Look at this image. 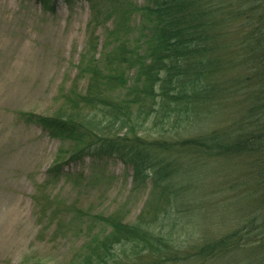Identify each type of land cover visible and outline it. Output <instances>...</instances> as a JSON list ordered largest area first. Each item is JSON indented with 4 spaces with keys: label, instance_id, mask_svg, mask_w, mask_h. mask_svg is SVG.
I'll return each instance as SVG.
<instances>
[{
    "label": "trees",
    "instance_id": "16d2710c",
    "mask_svg": "<svg viewBox=\"0 0 264 264\" xmlns=\"http://www.w3.org/2000/svg\"><path fill=\"white\" fill-rule=\"evenodd\" d=\"M36 1L49 10L55 2ZM87 1L99 21L102 6ZM143 1L108 0L112 28L80 69L84 91L73 85L56 116L30 120L72 145L47 178L113 156L163 200L158 223L143 213L126 223L75 211L89 235L69 264H264V0ZM151 121L161 125L158 138L146 134ZM214 164L244 166L236 196L244 214L213 238L196 227L191 242L176 244L168 223L185 199L181 185L200 182ZM96 224L109 231L90 234Z\"/></svg>",
    "mask_w": 264,
    "mask_h": 264
},
{
    "label": "rangeland",
    "instance_id": "374dc122",
    "mask_svg": "<svg viewBox=\"0 0 264 264\" xmlns=\"http://www.w3.org/2000/svg\"><path fill=\"white\" fill-rule=\"evenodd\" d=\"M93 2L104 12L97 22L87 0H55L50 10L36 0H0V264H69L89 235L90 224L75 211L116 213L126 223L142 213L144 221L161 217L163 200L150 179L134 183L131 168L113 156L98 162L86 157L47 178L72 145L30 120L56 116L73 85L84 91L88 81L80 69L101 54L113 23L108 0ZM160 128L151 121L146 134L158 138ZM244 169L210 165L200 182L181 185L186 200L175 212L182 217L168 223L176 244L191 242L197 234L189 230L196 227L213 238L240 221L244 208L236 196ZM100 231L109 229L92 225L90 234Z\"/></svg>",
    "mask_w": 264,
    "mask_h": 264
}]
</instances>
